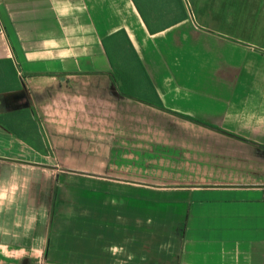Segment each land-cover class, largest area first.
<instances>
[{
    "label": "crops",
    "instance_id": "0c3cea01",
    "mask_svg": "<svg viewBox=\"0 0 264 264\" xmlns=\"http://www.w3.org/2000/svg\"><path fill=\"white\" fill-rule=\"evenodd\" d=\"M187 2L193 18L183 0H0V264H264V0ZM120 30L158 129L97 128L106 97L63 89L110 72ZM44 134L98 144V169L56 162Z\"/></svg>",
    "mask_w": 264,
    "mask_h": 264
},
{
    "label": "rangeland",
    "instance_id": "374dc122",
    "mask_svg": "<svg viewBox=\"0 0 264 264\" xmlns=\"http://www.w3.org/2000/svg\"><path fill=\"white\" fill-rule=\"evenodd\" d=\"M155 28L154 26H152ZM116 62L120 65H122L126 70H128L130 73L133 74L135 81L137 83L138 89L137 92L140 96H142L145 92H149L147 89L146 82L144 81L143 77L139 74L137 71L134 63L132 60L125 54L120 60H116ZM74 81L65 84L68 86V89L66 91L69 92H78L76 94H81V93H89L93 95H102L106 97V99H99L93 105V110L91 118L95 116V123L92 124L93 126H96L99 128V124H96L97 119L100 117H105L101 115H108L112 116L111 120L115 121L116 117L119 116L121 118L123 125L126 128H131L132 125L134 124H140L143 126L142 122L144 123V120L146 124L148 123V116L150 115L151 119H153L156 129L158 127L163 126V120L160 118L158 113H156L155 116H153L154 112L153 110H150L149 108L146 107L145 104L135 101V100H123L122 97L118 96L117 93L111 88H108V86H104V83H106V80H100L98 82H94L93 84H89L88 86L86 85V82L88 78H83V77H75L73 79ZM64 85V87H65ZM140 90V92H139ZM147 96V95H146ZM143 97V96H142ZM106 102V103H105ZM101 104V105H100ZM107 104V105H106ZM97 110V111H96ZM96 114V115H95ZM144 119V120H143ZM141 121V123H135ZM120 122L118 121V124ZM173 124V129L174 130H181L182 127L178 123H172ZM185 129V128H183ZM45 138V147L49 149V153L54 155L53 153H57L58 155L52 156L53 158L56 157V162L58 163H63L68 167H73V168H80V169H90V170H96L98 169V166L100 165L99 163L101 162L102 158V150L99 149V145L96 143H91L89 147L83 148L81 145H79L80 142H83L79 140L78 138H75L74 136H71L69 139H64L62 138L59 142V139L53 137V135H48L44 134ZM51 140L53 141L54 145L56 144V149H52L51 146ZM59 145V146H58ZM64 145H67L68 147L72 146L74 149L75 153L69 154L67 152L68 149L64 148ZM61 146V147H60ZM115 155L112 156L111 158L115 159ZM67 189V188H65ZM61 189L60 192H63ZM68 194L71 195L73 198L77 199H82V191L77 190L76 188H70L67 190ZM78 213H82V204L81 201H76V204L72 206ZM71 255V254H70ZM73 257V256H72ZM63 258V256L61 257ZM69 257L63 258V261H68Z\"/></svg>",
    "mask_w": 264,
    "mask_h": 264
},
{
    "label": "trees",
    "instance_id": "16d2710c",
    "mask_svg": "<svg viewBox=\"0 0 264 264\" xmlns=\"http://www.w3.org/2000/svg\"><path fill=\"white\" fill-rule=\"evenodd\" d=\"M143 23L145 24L147 30L149 33L153 34L157 29L151 28V26L148 24L146 19H142ZM103 47L105 49L106 55L108 57L111 70L108 74L105 76L100 75H86L88 77V85L93 84L94 82H98L100 80H106V83H104L103 88L106 84L108 88H112L118 96L127 99V100H135L139 101L147 106L153 107L155 109L166 111L161 102L159 101L153 86L151 85V82L149 78L147 77V74L141 64V61L139 60V57L137 56L132 44L130 43L126 33L123 30L117 31L114 34L108 36L102 41ZM125 54L132 60L134 63L137 71L139 74L143 77L144 81L146 82L147 89L149 92L142 93L143 97L140 96L137 92L138 86L135 81V78L132 73H130L128 70H126L122 65L118 64L116 60H120ZM13 75L15 76V73L13 72ZM63 89H68V87H65ZM140 92V90H139ZM147 95V96H146ZM102 96V95H101ZM175 116L189 121L193 124L197 125H203L209 128H213L216 130H219L218 128H214L210 125L204 124L198 120H195L191 117L181 115V114H174Z\"/></svg>",
    "mask_w": 264,
    "mask_h": 264
},
{
    "label": "built area",
    "instance_id": "2783aa9c",
    "mask_svg": "<svg viewBox=\"0 0 264 264\" xmlns=\"http://www.w3.org/2000/svg\"><path fill=\"white\" fill-rule=\"evenodd\" d=\"M183 5H184L185 11L188 13V15H189L190 17L193 18V16H192L191 6H190V4L187 2V0H183Z\"/></svg>",
    "mask_w": 264,
    "mask_h": 264
}]
</instances>
